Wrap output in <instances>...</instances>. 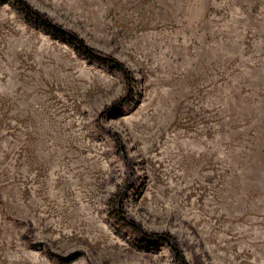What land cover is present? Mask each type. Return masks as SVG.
Here are the masks:
<instances>
[{
  "label": "rangeland",
  "instance_id": "obj_1",
  "mask_svg": "<svg viewBox=\"0 0 264 264\" xmlns=\"http://www.w3.org/2000/svg\"><path fill=\"white\" fill-rule=\"evenodd\" d=\"M22 1L102 58L0 0V264H264V0Z\"/></svg>",
  "mask_w": 264,
  "mask_h": 264
},
{
  "label": "trees",
  "instance_id": "obj_2",
  "mask_svg": "<svg viewBox=\"0 0 264 264\" xmlns=\"http://www.w3.org/2000/svg\"><path fill=\"white\" fill-rule=\"evenodd\" d=\"M16 4V5H15ZM19 4H24L23 8L18 7ZM14 5L17 6L16 8L22 14L23 19L30 24L31 26L40 29L44 33L49 34L52 38H56L62 40L69 45L75 51L82 52V54H86L87 56L94 57L96 59H101L102 56L95 53L91 47L86 45L82 38L79 37L74 31H71L67 28L62 27L60 24L55 23L45 17L42 13H40L37 9L32 8L28 4L24 3L22 0H14ZM104 59H110L109 57H105ZM119 218L123 223L135 230H138V227L135 224L128 220L126 217L119 215ZM139 232H141L139 230ZM163 235V234H162ZM156 236V235H153ZM160 239L166 240L170 245H172L171 240L169 237L164 234L163 236H159ZM174 247V251L176 253L177 259L182 263L185 264L183 256L180 252Z\"/></svg>",
  "mask_w": 264,
  "mask_h": 264
}]
</instances>
